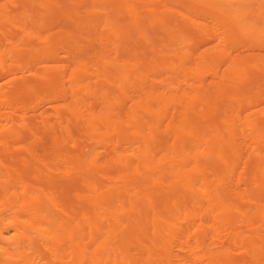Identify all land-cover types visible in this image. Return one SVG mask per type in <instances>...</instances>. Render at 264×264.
Returning a JSON list of instances; mask_svg holds the SVG:
<instances>
[{"label": "bare ground", "instance_id": "1", "mask_svg": "<svg viewBox=\"0 0 264 264\" xmlns=\"http://www.w3.org/2000/svg\"><path fill=\"white\" fill-rule=\"evenodd\" d=\"M0 264H264V0H0Z\"/></svg>", "mask_w": 264, "mask_h": 264}]
</instances>
